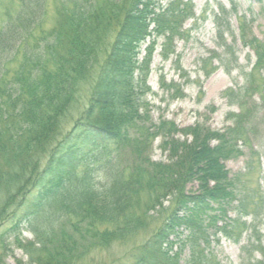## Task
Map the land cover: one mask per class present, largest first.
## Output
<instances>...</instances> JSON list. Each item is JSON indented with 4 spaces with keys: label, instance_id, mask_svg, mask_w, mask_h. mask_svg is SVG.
Here are the masks:
<instances>
[{
    "label": "trees",
    "instance_id": "1",
    "mask_svg": "<svg viewBox=\"0 0 264 264\" xmlns=\"http://www.w3.org/2000/svg\"><path fill=\"white\" fill-rule=\"evenodd\" d=\"M61 1L51 30L43 28L47 0H18L0 25V264L6 240L29 224L33 242L19 247L26 264H82L92 252L130 241L134 248L107 264H218L211 239L238 243L255 233L264 210V179L254 191H239L225 167L249 144L244 117L230 116L233 126L224 134L198 123L179 130L146 120L157 41L164 39L167 61L174 38L194 18L192 0ZM226 16L223 9L214 16L220 38L229 32ZM167 88L182 93L174 83ZM73 111L79 117L65 130ZM157 137L165 163L147 154ZM108 148L116 155L108 157ZM90 160L102 178L94 177ZM189 185L197 191L188 192ZM182 231L188 234L182 248H189L183 263L172 252ZM255 250L264 259V249Z\"/></svg>",
    "mask_w": 264,
    "mask_h": 264
},
{
    "label": "rangeland",
    "instance_id": "2",
    "mask_svg": "<svg viewBox=\"0 0 264 264\" xmlns=\"http://www.w3.org/2000/svg\"><path fill=\"white\" fill-rule=\"evenodd\" d=\"M170 1L172 0H163L164 3ZM192 2L194 18L183 25L182 35L174 38L171 44L174 54L169 56L167 61L161 56L164 39L157 41L150 63L151 74L146 84L150 89L145 106L146 120L148 125L159 121L174 123L179 130L198 123L214 132L224 134L226 129L233 126L229 121L230 116L244 117V131L250 133L247 135L249 144L242 147L239 157L227 161L225 167L230 178L239 185V191L242 187L254 191L257 181L260 178L264 179V0H192ZM62 3L64 2L61 0H47V15L43 27L46 31L56 26L58 13L63 8ZM17 8L18 0H0V25L4 22V11L10 9L16 12ZM220 9L227 12L226 22L229 24V32H226L223 38L218 37L216 24L213 22ZM147 44L139 51L137 56L139 62L146 55ZM255 47L260 49V61ZM233 56L238 58L237 64L233 61ZM213 57L216 58L212 59ZM201 59H208V63L203 66ZM209 73L211 74L206 76ZM136 76L137 73L134 75L135 79ZM172 83L180 87L181 95L174 90L170 92L167 86ZM229 94L236 97V102L233 96L228 99ZM78 117L79 113L73 111L63 126L65 130H70ZM175 139L183 140L180 135H176ZM161 146L162 139L157 137L150 152L147 153L152 162L165 163L167 154L162 153ZM104 152L108 157L116 155L113 148H108ZM122 156L124 157V154ZM130 163L131 160L127 158L126 167ZM86 164L78 169V174L85 169ZM89 164L96 170L94 177L102 178L101 169L93 164V160H90ZM248 165L249 169L252 166V173L248 171ZM259 184L263 185L260 186L262 193L260 196L264 197V182L261 181ZM187 191H197V185H189ZM235 203L228 214L232 219L236 217ZM163 207L164 209L169 207L167 201ZM261 211L254 222L255 233L249 231L243 234L238 243L220 235L211 239L209 250L218 264H255L264 261L260 252L255 250L260 246L264 249V210ZM245 221L247 225L251 223L250 218ZM150 224L152 228L151 221ZM30 229V224L26 225L10 241L6 240L9 252L2 254L4 264H26L27 257L19 247L33 242ZM187 238V232L182 231L180 237L174 241L172 250L173 253H179L182 263L189 256V248L187 246L182 248V241ZM134 243L135 241H130L127 244L114 245L105 252H92L85 257L82 264H107L113 260H120L125 253L134 248ZM246 246L248 250L243 253L241 249Z\"/></svg>",
    "mask_w": 264,
    "mask_h": 264
}]
</instances>
